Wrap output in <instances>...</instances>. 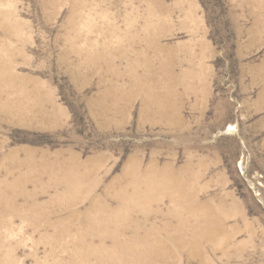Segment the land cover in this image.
Wrapping results in <instances>:
<instances>
[{
  "label": "rangeland",
  "instance_id": "374dc122",
  "mask_svg": "<svg viewBox=\"0 0 264 264\" xmlns=\"http://www.w3.org/2000/svg\"><path fill=\"white\" fill-rule=\"evenodd\" d=\"M76 157L114 208L135 159L198 178L234 235L207 264H264V0H0V264H85L54 173Z\"/></svg>",
  "mask_w": 264,
  "mask_h": 264
},
{
  "label": "bare ground",
  "instance_id": "6f19581e",
  "mask_svg": "<svg viewBox=\"0 0 264 264\" xmlns=\"http://www.w3.org/2000/svg\"><path fill=\"white\" fill-rule=\"evenodd\" d=\"M140 92L144 94L145 91ZM41 110L45 113L44 108ZM33 163L34 160L29 158L22 164L31 167ZM91 167L80 165L76 157L70 163L54 168V173L61 175L57 186L64 188L60 200L68 201L67 209L75 211L74 215H89L75 229L79 234L78 244L85 250L82 257L85 264H180L177 250L188 253L190 259H198L199 264H207L202 246L214 248L233 242L234 235L226 225L224 202H199L198 178L184 181L182 172H174L172 165L159 168L156 162L143 169L142 162L135 159L126 169V180L113 185L120 189L115 195L118 205L114 208L97 195L100 181L94 175L100 170L94 165ZM47 171L43 168L41 173ZM27 178L16 183L21 187V194H27L24 189ZM161 192L167 195L161 197ZM165 197L172 202L168 216L177 223L166 224L161 229L149 226L152 202L161 205ZM86 203L90 207L83 215L78 214ZM142 204L146 208L141 207ZM138 208L145 212L143 222L134 219V209ZM144 226L149 228L146 234L142 233ZM167 230H172L173 236L166 240L157 236L158 232ZM127 234H131L129 238ZM168 240L176 248L170 246Z\"/></svg>",
  "mask_w": 264,
  "mask_h": 264
}]
</instances>
